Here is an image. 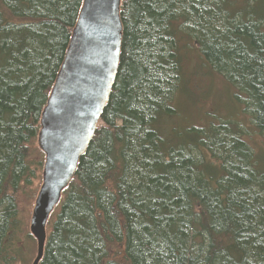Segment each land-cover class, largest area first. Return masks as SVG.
I'll use <instances>...</instances> for the list:
<instances>
[{
	"label": "trees",
	"instance_id": "16d2710c",
	"mask_svg": "<svg viewBox=\"0 0 264 264\" xmlns=\"http://www.w3.org/2000/svg\"><path fill=\"white\" fill-rule=\"evenodd\" d=\"M83 2L0 0V264L30 262L19 204ZM121 20L116 81L40 264H264V0H123ZM201 73L248 125L180 126Z\"/></svg>",
	"mask_w": 264,
	"mask_h": 264
},
{
	"label": "water",
	"instance_id": "95a60500",
	"mask_svg": "<svg viewBox=\"0 0 264 264\" xmlns=\"http://www.w3.org/2000/svg\"><path fill=\"white\" fill-rule=\"evenodd\" d=\"M122 3L84 0L43 110L38 145L45 164L30 226L37 241L32 264H40L44 257L50 217L74 177L115 84L123 39Z\"/></svg>",
	"mask_w": 264,
	"mask_h": 264
},
{
	"label": "rangeland",
	"instance_id": "374dc122",
	"mask_svg": "<svg viewBox=\"0 0 264 264\" xmlns=\"http://www.w3.org/2000/svg\"><path fill=\"white\" fill-rule=\"evenodd\" d=\"M194 85L197 94L194 104V99L190 90L184 91L182 94H180L181 98L176 101V107L181 112L178 122L184 130H190L191 127L189 125L192 124L208 125L210 122L215 121L217 117L220 118L222 123L224 120L236 119L241 127L242 125L245 126V124L248 125V116L243 114L244 110L242 104H240V102L236 101L235 99L237 93L235 94V92H233V88H231V92L234 93V96L232 97V100H230V89L227 87V84L224 79H222V77L219 75L211 76L201 73L200 76L197 77L196 83L194 82ZM233 116H235V118H233ZM246 139L249 141L252 140V138L248 137H246ZM38 147L39 145L37 140V148ZM259 149L264 151V147H260ZM36 150L38 151V154H34L32 159L37 163L41 160V156L39 155L40 149ZM42 160L43 166L36 173V178L34 179L33 186L31 187L32 189H27V192H34L35 196L32 198L30 195L29 200V194L26 192V194L22 196L19 204L20 209L28 221L29 231L35 201L43 182L45 156H43ZM28 243L29 246H27L28 249L25 251V253L27 258H29V264H32L37 254V241L34 237H31L29 238Z\"/></svg>",
	"mask_w": 264,
	"mask_h": 264
}]
</instances>
